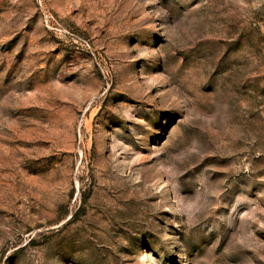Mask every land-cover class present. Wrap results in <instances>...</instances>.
<instances>
[{"label":"rangeland","instance_id":"obj_1","mask_svg":"<svg viewBox=\"0 0 264 264\" xmlns=\"http://www.w3.org/2000/svg\"><path fill=\"white\" fill-rule=\"evenodd\" d=\"M0 264H264V0H0Z\"/></svg>","mask_w":264,"mask_h":264}]
</instances>
